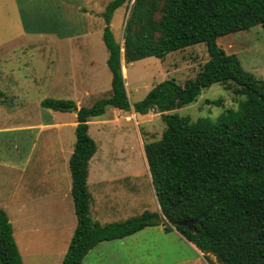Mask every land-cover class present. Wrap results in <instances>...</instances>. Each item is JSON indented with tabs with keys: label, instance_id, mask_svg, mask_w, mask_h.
<instances>
[{
	"label": "trees",
	"instance_id": "1",
	"mask_svg": "<svg viewBox=\"0 0 264 264\" xmlns=\"http://www.w3.org/2000/svg\"><path fill=\"white\" fill-rule=\"evenodd\" d=\"M125 4L130 12L122 46L112 19ZM100 15L105 20L103 40L109 52L112 93L77 113L70 169L78 223L62 264H82L99 243L160 223L167 231L176 228L219 264H264V79L244 69L236 54L218 44L230 33L264 27V0H111ZM199 43L206 44L210 59L195 77L183 84L165 79L131 104L122 61L162 59ZM214 83H229L235 94L246 96L237 110L229 109L217 122L166 113L193 103L202 89ZM41 105L56 111L76 107L73 100L56 98L44 99ZM109 105L164 115L161 139L144 147L161 212L145 211L101 224L91 215L87 183L89 162L98 149L89 121L102 116ZM184 220H194L195 231L179 224ZM0 264H24L12 223L1 207Z\"/></svg>",
	"mask_w": 264,
	"mask_h": 264
},
{
	"label": "rangeland",
	"instance_id": "2",
	"mask_svg": "<svg viewBox=\"0 0 264 264\" xmlns=\"http://www.w3.org/2000/svg\"><path fill=\"white\" fill-rule=\"evenodd\" d=\"M109 1L111 0H0V92H5L14 99V90L21 91L24 94H18L19 98L34 102L47 98L72 100L73 87L75 92V87L81 89L71 83L73 72L78 77L77 80L91 83L94 76L90 67H93L95 58L99 69L106 74L108 84L105 83L100 88L101 92L86 96L84 106H92L97 99L109 97L112 93V73L107 65L109 52L103 40L105 20L102 15L93 17L89 14L90 11L102 13ZM129 12L130 6L125 4L115 11L112 19V29L122 46ZM23 27L27 28L26 32H38L35 35L30 33L31 38L22 40L17 35L22 33ZM70 30L73 33L90 34L89 37H80L74 41L73 65L68 57L70 51L67 52L68 56L66 54L70 47L65 42L55 43L51 36L55 32L66 34ZM218 44L228 53L236 54L244 69L264 79L263 26L222 36L218 39ZM209 59L206 44L199 43L182 51H173L162 59L152 56L133 63L123 62L131 104L144 99L157 83L165 79L174 78L183 84L187 79L195 77ZM7 80H16L22 87L13 89L9 84L4 86ZM228 84L214 83L202 89L193 103L166 113H177L192 120L203 117L217 122L220 115L227 114L229 109L237 110L239 101L246 98L235 94L228 88ZM3 98L0 97V102ZM76 107L78 108L77 105ZM115 110V107L107 106L102 118L92 124L91 134L100 147L94 162H104L107 166L116 163L118 167L115 174L126 178L121 179L117 185L121 189L120 207H117L120 201L116 197L110 198L115 205H107L101 199L98 186L94 185L97 178H92L89 188L94 198L91 214L101 224L124 221L145 211L161 212L144 147L151 141L161 139L166 128L164 115L154 110L140 113L134 109L121 111L117 115ZM126 172H131L132 177L129 178ZM76 220L78 223L77 218ZM165 222L170 224L167 220ZM165 225L160 223L122 239L103 241L89 251L82 264H219L213 254H201L196 245L181 232L174 231V227L167 231ZM34 253L37 254L36 258L25 254L27 264H58L61 257L59 248L49 245L36 249Z\"/></svg>",
	"mask_w": 264,
	"mask_h": 264
},
{
	"label": "crops",
	"instance_id": "3",
	"mask_svg": "<svg viewBox=\"0 0 264 264\" xmlns=\"http://www.w3.org/2000/svg\"><path fill=\"white\" fill-rule=\"evenodd\" d=\"M85 12L89 13V11ZM89 14L93 17H100L101 13L90 11ZM26 29L23 27L22 33L17 37L25 40L38 32L31 30L26 32ZM89 35V32L73 33L70 30L66 34L52 33L53 39H51L55 43L65 42L66 46L70 47L66 54L70 51L67 56L73 65L75 63L74 41L80 37H89ZM76 55L79 56L78 52ZM108 57L109 55L107 59ZM92 63L93 67L90 69L94 77L91 83L77 80L78 77L76 74L74 76V72L71 76L73 86L76 84L81 88L78 90L75 87L79 92H75L74 87L73 90L71 89L72 100L78 108L86 105L84 103L86 96L101 92L100 88L107 83V76L99 69L95 58ZM125 68L123 63V73ZM6 84L13 89L22 87L16 80H7L4 86ZM21 93L24 94L14 90L12 94L14 99H11L5 92H0V97H5L0 102V207L5 210L12 223L15 241L24 264H27L25 254L34 255L36 258L35 250L47 245L55 249L59 248L61 257L58 264H62L77 225L70 169V158L76 144L75 138L77 140L75 136L78 124L77 113L71 110L56 111L42 107L43 99L34 102L30 99L19 98L18 94ZM121 111L123 110L116 108L114 113L118 115ZM100 118L102 117H95L89 121L91 136L92 124ZM92 137L95 139L94 136ZM99 149L98 146L89 162L88 189L91 187L92 178L96 177L97 182H94V185L98 186L101 199L107 205H115L110 198L116 197L120 201L117 207H120L122 205L121 189L117 185L121 179L126 178L115 174V169L118 167L116 163L107 166L104 162H94ZM9 159L14 161H8ZM126 173L129 174V178L132 177L131 172ZM149 174L151 177L150 170ZM93 202L92 196L91 206ZM174 229L178 232L176 228ZM38 245L43 246L37 247ZM196 248L201 254L204 253L197 246Z\"/></svg>",
	"mask_w": 264,
	"mask_h": 264
},
{
	"label": "water",
	"instance_id": "4",
	"mask_svg": "<svg viewBox=\"0 0 264 264\" xmlns=\"http://www.w3.org/2000/svg\"><path fill=\"white\" fill-rule=\"evenodd\" d=\"M70 110L75 112V113H78V111H79V109L77 107H71ZM194 223H195L194 220H184V221L179 222L180 225L187 226L190 229H192L193 231H195V229L193 228Z\"/></svg>",
	"mask_w": 264,
	"mask_h": 264
}]
</instances>
